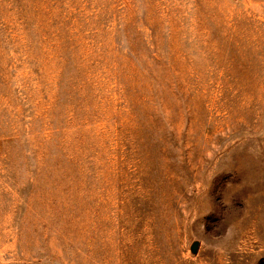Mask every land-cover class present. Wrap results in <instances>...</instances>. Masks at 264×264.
<instances>
[{
  "label": "rangeland",
  "instance_id": "obj_1",
  "mask_svg": "<svg viewBox=\"0 0 264 264\" xmlns=\"http://www.w3.org/2000/svg\"><path fill=\"white\" fill-rule=\"evenodd\" d=\"M0 264H264V0H0Z\"/></svg>",
  "mask_w": 264,
  "mask_h": 264
}]
</instances>
